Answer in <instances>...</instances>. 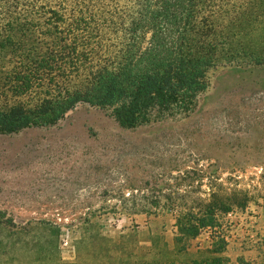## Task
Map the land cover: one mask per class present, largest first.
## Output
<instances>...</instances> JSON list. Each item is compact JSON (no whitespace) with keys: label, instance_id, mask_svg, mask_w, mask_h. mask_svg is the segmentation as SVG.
<instances>
[{"label":"rangeland","instance_id":"obj_1","mask_svg":"<svg viewBox=\"0 0 264 264\" xmlns=\"http://www.w3.org/2000/svg\"><path fill=\"white\" fill-rule=\"evenodd\" d=\"M210 80L193 112L138 128L79 104L0 134V264H264V64L225 60ZM236 190L248 205L180 249L181 211Z\"/></svg>","mask_w":264,"mask_h":264},{"label":"trees","instance_id":"obj_2","mask_svg":"<svg viewBox=\"0 0 264 264\" xmlns=\"http://www.w3.org/2000/svg\"><path fill=\"white\" fill-rule=\"evenodd\" d=\"M261 29L264 0H0V134L57 125L79 104L125 129L189 114L222 62L264 64ZM238 193L184 208L179 248L247 206Z\"/></svg>","mask_w":264,"mask_h":264}]
</instances>
